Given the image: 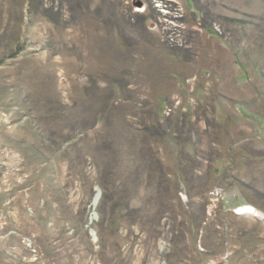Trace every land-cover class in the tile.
Returning a JSON list of instances; mask_svg holds the SVG:
<instances>
[{
    "label": "rangeland",
    "instance_id": "1",
    "mask_svg": "<svg viewBox=\"0 0 264 264\" xmlns=\"http://www.w3.org/2000/svg\"><path fill=\"white\" fill-rule=\"evenodd\" d=\"M0 264H264V0H0Z\"/></svg>",
    "mask_w": 264,
    "mask_h": 264
}]
</instances>
